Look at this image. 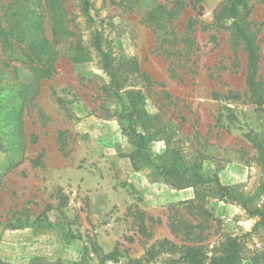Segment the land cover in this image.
Masks as SVG:
<instances>
[{
    "label": "rangeland",
    "instance_id": "rangeland-1",
    "mask_svg": "<svg viewBox=\"0 0 264 264\" xmlns=\"http://www.w3.org/2000/svg\"><path fill=\"white\" fill-rule=\"evenodd\" d=\"M225 1L90 0L88 15L63 0L68 34L41 17L33 48L0 40V264L210 261L235 237L239 264H264L258 216L215 182L171 185L218 175L264 209V0H248L261 106L233 20L215 23ZM130 99L152 158L174 176L141 155L133 168Z\"/></svg>",
    "mask_w": 264,
    "mask_h": 264
},
{
    "label": "trees",
    "instance_id": "trees-1",
    "mask_svg": "<svg viewBox=\"0 0 264 264\" xmlns=\"http://www.w3.org/2000/svg\"><path fill=\"white\" fill-rule=\"evenodd\" d=\"M63 0H9L7 10L1 18H5L4 24L0 22V40L3 45L13 46L17 44L26 43L27 46L33 48L34 42L44 36V28L38 25L39 19L48 17L53 29L54 34L64 36L68 34L67 17L62 6ZM82 9L89 15L91 8L90 0H81ZM251 9L248 0H226L220 9L215 14V23L217 26L223 27V20L232 19L234 34L242 40L247 51L248 71H247V85L251 92L253 103L258 106L262 105L261 94L259 91L257 81V69L259 61V46L254 37L249 31L250 21L248 17ZM45 13V15H43ZM244 15V16H243ZM243 17V20L241 18ZM95 48L102 55L105 62V68L109 69V57L103 47L100 38L97 36L95 39ZM38 52H44L38 49ZM36 52V51H35ZM114 81V75H113ZM116 86V82L113 83ZM135 91L133 89L128 91L129 96ZM129 113V117L133 120L134 124L131 125V132L137 139V149L134 154L129 157L132 161L135 170L141 169L140 163L136 160V155H141L146 160V166H151L156 170H161L165 175L174 176L169 171H166L162 165L157 164L151 156L149 151V137L146 133L139 132L136 129V122L142 115L140 107L135 105L132 99L129 100V107L125 108ZM144 149L145 153H142ZM139 157V156H138ZM178 180L185 183H171L172 186L189 187L191 184L195 185L201 182H215L218 190V195L223 200H237L240 201L243 207L248 211L251 216H258L260 220L256 223L255 227L264 224V209L257 208L251 210L245 200H242L235 195H232V188L221 183L218 175L210 177L208 180L199 177L187 178L179 175ZM240 242L238 237L230 239L225 245L221 255L212 258L210 261L198 258L185 257L172 262V264H239L240 263Z\"/></svg>",
    "mask_w": 264,
    "mask_h": 264
}]
</instances>
